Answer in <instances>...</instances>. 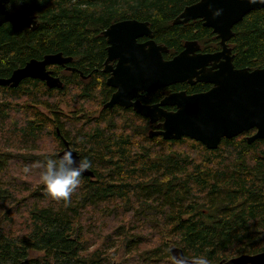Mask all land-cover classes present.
I'll list each match as a JSON object with an SVG mask.
<instances>
[{
    "label": "trees",
    "instance_id": "obj_1",
    "mask_svg": "<svg viewBox=\"0 0 264 264\" xmlns=\"http://www.w3.org/2000/svg\"><path fill=\"white\" fill-rule=\"evenodd\" d=\"M197 1L9 3V10L21 6L35 15L38 28L0 27V78L51 53L71 57V66L85 74L105 54L100 33L123 19L148 21L154 40L170 50L188 38L209 45L212 35L201 25H171ZM232 31L234 67L264 68V9L248 13ZM62 81L61 89L32 79L0 87V264H175L170 246L218 263L264 251V139L250 145L244 139L254 130L223 139L214 150L188 138H149L148 124L136 125L133 114L90 112L106 90L97 77L88 85L78 75ZM68 89L79 106L89 105L81 118L61 111L54 97ZM62 140L91 161L94 175L81 177L67 203L49 196L43 169L34 166L57 158Z\"/></svg>",
    "mask_w": 264,
    "mask_h": 264
},
{
    "label": "water",
    "instance_id": "obj_2",
    "mask_svg": "<svg viewBox=\"0 0 264 264\" xmlns=\"http://www.w3.org/2000/svg\"><path fill=\"white\" fill-rule=\"evenodd\" d=\"M8 3L9 0H0V27L12 23L31 31L38 28L35 15H28L21 8L11 11L7 8ZM258 9H264V0H199L186 5L173 20V25L201 20L204 27L216 34L221 52L212 56H189L198 50V43L186 41L184 50L168 61L162 58L168 48L153 40L148 22L129 19L110 24L101 32L108 45L105 65L112 60H118V63L115 69L104 68V72H111L106 84L115 87L116 91L103 108L110 110L117 104L131 106L136 113L148 119L150 125L162 120L157 124L159 130L147 133L149 138L160 137L165 141L188 138L208 150L216 149L223 139L230 140L253 130L252 134L245 136V142L250 145L263 140L264 68H234L231 50L227 47V41L234 36L232 27L248 13ZM140 36L147 38L142 45L136 43ZM199 57H219L223 62L214 72H197ZM71 61V57H64L61 53L31 59L24 66L13 70L9 77L0 78V87L15 89L22 81L32 79L43 82L48 89H61L63 82L59 77L53 76L52 70L47 67L65 66ZM80 75L83 76L81 72ZM192 78L209 83L212 88L206 93L193 96H187L184 92L170 93L159 103L149 106L138 101L129 104V100L138 98L140 93L186 80L191 83ZM163 107H175L176 110L165 111ZM62 142L63 148L57 158L65 151H71L80 160L68 143L64 140ZM82 176L94 177L89 170ZM168 250L175 264L180 257L187 264H192L193 259L185 257L181 249L170 246ZM210 264H264V251L253 255L242 254Z\"/></svg>",
    "mask_w": 264,
    "mask_h": 264
},
{
    "label": "flooded vegetation",
    "instance_id": "obj_3",
    "mask_svg": "<svg viewBox=\"0 0 264 264\" xmlns=\"http://www.w3.org/2000/svg\"><path fill=\"white\" fill-rule=\"evenodd\" d=\"M178 15H176L173 18V20ZM123 20H129V19H123ZM173 20L171 22V25H173ZM117 21H120V20H117ZM117 21H115V22H117ZM140 22H148V21H140ZM112 23H114V22H112ZM198 24L201 25V27H204L202 25V21L201 20L189 21V22H187L185 24H178L176 26H179L181 28H192V27H194V26H196ZM149 27H150V23H149ZM204 28L208 29L209 33L212 35V38L207 40V41H209V45H204L202 40H198V39H195V38H188V39H185V40L182 41L181 46H180V48L178 50L174 51V50H170L165 44L160 43V42H156L154 40V37H153V40L157 44L165 45L168 48V52L162 54V58H163L164 61H168V60L172 59L173 57H175L176 55H178L180 52H182L184 50V44H185L186 41H196L198 43V45H197L198 46V50H196L194 53H190L189 56H195V55L196 56H203V55L212 56L214 54H217V53L221 52L220 41L216 38V34L212 33V30L210 28H207V27H204ZM233 28H234V26L232 27V30H233ZM152 33H153V31H152ZM100 35H101V33H100ZM101 37L103 38L105 54H104L103 58L101 59L100 65L97 68H92L90 70H86V73L84 74L83 71H80L79 69L75 68L74 66H71L72 65V61L69 64L65 65V66H57V67H59L62 72H68L69 74H71V76L78 75L83 80V82L86 85L91 83L92 78H93V81H94L95 77H97V79L99 81H103L104 82V84L106 86V90L104 92V95L101 92V98L97 100L96 104H94V105H92L90 107L92 109H90L88 107V109H90V112H95L97 115H100L102 113V111H108V112L114 111V110L125 111V112H127L129 114H133V117L145 120L146 123L148 124V127H149L148 132L150 130H155V131L159 130V128H157V124L162 122V120H158L155 124L150 125L148 123V119H146L143 116H141L140 114L136 113L133 110V107H131V106L123 107V106L117 104V105H114L113 108L110 109V110L108 108H103V105L107 101H109L111 95L116 91L115 87H112V86H109V85L106 84V81L110 77L111 72H104V68H107L108 70L109 69L110 70L115 69L116 65L118 63V60L109 61L105 65V62H106V59H107V46L108 45H107L105 37H103L102 35H101ZM215 40L217 41L218 48L216 47ZM146 41H147L146 37L140 36V37L137 38L136 43L142 45ZM207 41H205V42H207ZM229 41H227V47L230 48L231 56L233 57L232 49L229 46ZM198 60H199V68H197V70H196L197 72H199L201 70H204V71L210 70V71L214 72V71H216L217 66H219L223 62V60L221 58H219V57H214V58L199 57ZM232 63H233V60H232ZM53 66H56V65H53ZM47 69L48 70H52L53 76L59 77L61 79V81H62V76L60 74L55 75L54 74L55 70L51 69V66L47 67ZM239 69H242V68H239ZM124 71H126V70L124 69ZM80 72L83 74V76L80 75ZM190 81H191V83H189L188 80H186V81H183V82H180V83L172 84V85H170L168 87L160 88V89L155 90V91H147V92L140 93L138 98L134 97L131 100H129V104H132L133 102L138 101L142 105L149 106V105H153V104L159 103L165 96H167L170 93L184 92L187 96H193V95H197V94L206 93L212 88L211 84L205 83V82H201V81H197L196 78H192ZM151 93H157V97L158 96L159 97L158 98L156 97L157 99H155V100H150V98H147V95L151 94ZM163 109L165 111H175L176 110L175 107H163Z\"/></svg>",
    "mask_w": 264,
    "mask_h": 264
},
{
    "label": "clouds",
    "instance_id": "obj_4",
    "mask_svg": "<svg viewBox=\"0 0 264 264\" xmlns=\"http://www.w3.org/2000/svg\"><path fill=\"white\" fill-rule=\"evenodd\" d=\"M12 2L20 4L24 0H9V3ZM34 166L43 169L40 179L49 196L67 203L80 185L83 173L91 167V161L87 158L77 160L71 151H65L59 158L38 161ZM176 264H187V262L180 257L176 259ZM192 264H210V261L206 256H198L193 259Z\"/></svg>",
    "mask_w": 264,
    "mask_h": 264
},
{
    "label": "rangeland",
    "instance_id": "obj_5",
    "mask_svg": "<svg viewBox=\"0 0 264 264\" xmlns=\"http://www.w3.org/2000/svg\"><path fill=\"white\" fill-rule=\"evenodd\" d=\"M16 8L25 9V8H23L21 6H17L15 8H13V9H10V10L12 11V10H14ZM51 69H54L58 74H60L62 76V78L71 77V74H69L68 72H62L61 69H58L57 66H51ZM73 93H74L73 89H70V90L68 89L66 91L65 95H63L62 97L61 96L57 97L55 94H54V97L57 99V101H59V106H60L61 111H64V113H66V114H70V116L71 115H75L76 118H81L84 109L88 110L89 105H85V103H83L81 106H79V104L76 101V99L72 97ZM74 99H75V101H74ZM20 100H21V102H23V105L25 107L27 105L29 106V104L27 103L28 101H30L29 99L22 98ZM93 104H95V103H93ZM93 104H90V105H93ZM34 109L38 110L40 113H43V114L47 115V110L43 106L35 104V108ZM92 114H95V112H92ZM123 115H125V114H123ZM130 116H132V115H130ZM72 117H71V119H72ZM132 119H133V121H134V123L136 125L142 123L141 120L136 118V117L132 116ZM60 150L61 149H59L56 154H58L60 152ZM121 252H119V254L116 255V257H115L116 261H118V260H120L122 258L121 257ZM122 255H123V253H122Z\"/></svg>",
    "mask_w": 264,
    "mask_h": 264
}]
</instances>
